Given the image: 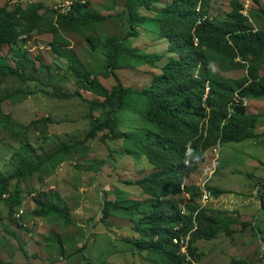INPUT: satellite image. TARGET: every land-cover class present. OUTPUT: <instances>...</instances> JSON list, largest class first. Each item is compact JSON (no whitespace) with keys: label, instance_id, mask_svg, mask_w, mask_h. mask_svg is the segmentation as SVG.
<instances>
[{"label":"rangeland","instance_id":"374dc122","mask_svg":"<svg viewBox=\"0 0 264 264\" xmlns=\"http://www.w3.org/2000/svg\"><path fill=\"white\" fill-rule=\"evenodd\" d=\"M64 1L22 0L25 8L45 5L38 29L23 36L15 48L17 52L21 49L20 55L32 70L29 75L36 80L26 83L18 76L0 79V97L14 94L0 107V177H13L37 167L33 175L16 178L11 186L12 193L17 187L22 191V204L16 207L15 215L24 214L16 217L17 222L11 221L9 213L12 200L3 198L0 239L5 238V243L16 246L21 255L29 256L30 264H165L132 244L143 236L136 230L142 211L134 215L111 211L106 220L102 218L105 201L133 202L142 210L151 207L152 200L143 189L129 184L154 170L139 144L147 139V132H154L145 118V105L132 96L128 99L134 110L117 109L115 105L103 110L94 102L103 101L100 86L108 94L114 93L119 83L125 88L144 89L154 76L162 74V68L175 56L169 52L168 39L141 24L135 28L138 36L126 35L131 29L129 17H155L173 0L150 3L151 10L130 9L126 0H74L78 6H85L84 14L106 18L72 25L61 23L60 16L66 14L56 9ZM9 2L0 0V5ZM240 2L249 27L264 33V0ZM16 5L10 3L11 9ZM200 9L210 19L222 22L229 19L233 8L231 0H204ZM80 12L74 10L68 17ZM115 40L119 47L113 46ZM56 47L62 48L64 55L56 52ZM113 48L120 65L111 75L107 69L112 64L109 49ZM0 56H7L17 66L9 47L0 46ZM147 57H154L153 65L143 62ZM156 57L159 60L155 61ZM205 60L206 67L204 62L200 64L197 74L208 80L240 81L250 69L264 77V57H250L240 67L241 58L234 60L206 48ZM79 78L98 92L85 89ZM78 91L83 98L58 96ZM230 99L235 103L239 97ZM247 99L248 112L264 117V98ZM259 123L253 130L256 138L205 151L204 161L185 182L190 193L176 197L178 209L186 213L189 207H204L216 210L222 222L231 223V234L222 232L193 246L192 264H264V120ZM96 126L100 130L95 131ZM209 188L225 193L215 196ZM204 190L213 195L206 204L202 200ZM37 200L58 207L71 223L56 214L37 216Z\"/></svg>","mask_w":264,"mask_h":264},{"label":"trees","instance_id":"16d2710c","mask_svg":"<svg viewBox=\"0 0 264 264\" xmlns=\"http://www.w3.org/2000/svg\"><path fill=\"white\" fill-rule=\"evenodd\" d=\"M9 1L11 2L4 6L0 5V46L10 48L17 66L7 56H0V79L3 76H18L28 83L36 79L34 75H29L32 70L27 68L25 58L20 55L21 49L17 52L15 48L23 36L32 35L38 29L43 17L40 11L45 5L40 3L25 8L22 0ZM203 1L173 0L155 17H129L131 29L127 38L138 36L135 28L141 24L168 39L169 52L175 56L162 68V74L154 76L149 87L132 89L119 83L114 87V93L108 94L100 86L99 96L103 101L94 102L103 110L113 105L117 109L134 110V105L128 99L132 96L145 105L144 115L154 132H147V139L140 140L139 144L143 154L154 164V170L147 177L130 181L129 184L143 189L152 200L151 207L142 210L133 202L105 201L102 218L106 220L111 211L129 215L142 211L143 216L136 223V230L142 232L143 236L132 241V244L138 250L158 257L165 264H192L195 258L193 246L199 240H213L222 232L231 234V223L222 222L216 215V210L189 207L188 213L182 214L176 197L182 193H190L191 189L185 186V182L197 170L199 162L204 161L205 151L219 144L242 143L257 137L253 130L260 117L248 112L244 100L250 97L264 98V77H259L255 69H250L246 78L234 82L221 78L208 80L204 75L197 74L200 64L204 62L203 67H206V48L225 53L234 60L241 58L242 62L238 64L240 67L250 57H264V33L249 27V18L243 13L240 0H231L233 9L229 19L222 22L210 19L203 9L198 11ZM12 2L17 4L15 9L10 7ZM154 2L157 0H126L125 3L130 9L145 7L151 10L150 3ZM77 9H81V12L76 17H68ZM84 9L85 6L76 4L71 13L60 16L61 23L92 24L106 18L93 13L84 14ZM120 45L117 40L113 43L114 47ZM55 51L64 55L60 47H56ZM114 53L115 48L109 49L112 64L107 70L111 75L118 68L117 65H120L115 60ZM157 60L159 57L155 58ZM144 61L153 65L154 57H147ZM79 79L85 89L98 92L93 85L89 86L83 79ZM207 85L210 93L204 102ZM58 96L63 99L83 98L79 91ZM236 96L239 97L238 102L233 103L230 98ZM12 97L14 94L0 97V107ZM94 130L100 129L96 126ZM36 170L37 167L31 171L18 172L13 177H0V204L3 198L12 200L9 213L13 222L21 218L15 215V210L22 204V191L17 187L12 193L11 186L16 178L33 175ZM263 187L261 189L264 192ZM209 190L215 196L225 193L219 189ZM36 202L40 208L35 211L37 216L56 214L66 223H71L69 216L52 203L45 200ZM261 206L263 209L264 199L261 200ZM218 212L222 214L221 211ZM1 213L0 209V215ZM174 239H188L187 254L181 252ZM261 240L264 243L263 237ZM61 252L64 254V251ZM0 264L8 263L1 261Z\"/></svg>","mask_w":264,"mask_h":264},{"label":"built area","instance_id":"2783aa9c","mask_svg":"<svg viewBox=\"0 0 264 264\" xmlns=\"http://www.w3.org/2000/svg\"><path fill=\"white\" fill-rule=\"evenodd\" d=\"M75 4L76 3L74 2V0H66L60 5V7L57 6L56 9L59 8V10L61 12H63L66 15H68L73 10ZM65 12H67V13H65ZM209 93H210V87L207 85L206 86V94H205V96L203 98L204 102L207 100ZM183 189H184V187L182 186V190ZM5 197H8V195H5ZM212 199H213L212 193L209 190H204L203 194H202L203 203L206 204V203L210 202ZM23 214H24V212L21 211L17 215V217H22ZM182 214H186V211L182 210ZM173 241H174L175 244H178L180 246V250H181L182 253L187 254L188 246L186 244V241H188V239H186V240H184V239H180V240L174 239Z\"/></svg>","mask_w":264,"mask_h":264},{"label":"crops","instance_id":"0c3cea01","mask_svg":"<svg viewBox=\"0 0 264 264\" xmlns=\"http://www.w3.org/2000/svg\"><path fill=\"white\" fill-rule=\"evenodd\" d=\"M255 100H262V99H255ZM260 120H264V117L260 116ZM258 125H260V123ZM5 242H6L5 238L0 239V262L4 261L8 264H19V263L30 264L28 263L31 261L28 258L29 256H26L24 253L23 255H21L16 246L14 245L12 246Z\"/></svg>","mask_w":264,"mask_h":264}]
</instances>
